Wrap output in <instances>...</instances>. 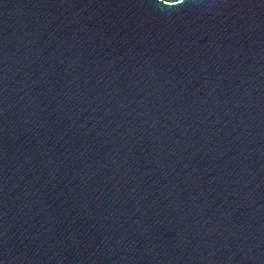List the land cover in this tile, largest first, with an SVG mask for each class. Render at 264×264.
Returning <instances> with one entry per match:
<instances>
[{"label":"water","instance_id":"water-1","mask_svg":"<svg viewBox=\"0 0 264 264\" xmlns=\"http://www.w3.org/2000/svg\"><path fill=\"white\" fill-rule=\"evenodd\" d=\"M0 264H264V0H0Z\"/></svg>","mask_w":264,"mask_h":264},{"label":"snow or ice","instance_id":"snow-or-ice-1","mask_svg":"<svg viewBox=\"0 0 264 264\" xmlns=\"http://www.w3.org/2000/svg\"><path fill=\"white\" fill-rule=\"evenodd\" d=\"M162 2L166 5L172 6V5H181L185 3V0H162Z\"/></svg>","mask_w":264,"mask_h":264}]
</instances>
